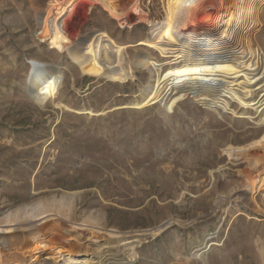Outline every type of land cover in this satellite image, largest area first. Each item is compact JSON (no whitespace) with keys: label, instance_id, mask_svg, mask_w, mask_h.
Returning <instances> with one entry per match:
<instances>
[{"label":"rangeland","instance_id":"obj_1","mask_svg":"<svg viewBox=\"0 0 264 264\" xmlns=\"http://www.w3.org/2000/svg\"><path fill=\"white\" fill-rule=\"evenodd\" d=\"M55 1L65 2L0 0V227L10 229L0 231V264H66L69 254L94 264H264V104L236 96L245 76L164 57L128 6L121 25L100 4L90 12L91 0H73L66 30H105L131 59L162 63L166 95L142 106L150 71L119 82L83 69ZM223 1L202 0L182 33L264 51V0ZM168 2L141 7L158 23ZM36 67L62 85L45 105L30 84ZM40 241L52 248L37 252Z\"/></svg>","mask_w":264,"mask_h":264},{"label":"bare ground","instance_id":"obj_2","mask_svg":"<svg viewBox=\"0 0 264 264\" xmlns=\"http://www.w3.org/2000/svg\"><path fill=\"white\" fill-rule=\"evenodd\" d=\"M169 1L171 2H168L166 18L158 23L147 18V14L144 13L145 11L143 12L141 7V0H91L89 11L92 12L96 4H100L111 17L120 21L121 25H125L126 12L124 9L128 6L130 9L128 11L138 15L137 22L142 23L145 21L150 25L152 34L155 36L154 40L149 43L150 48L157 52L160 51L164 57L172 56L176 59H183L186 62V67L193 66L198 72L217 74L223 79L227 77L230 71H234L237 76H245L242 89L236 96L249 107H261L264 104V51H261V49L251 50L247 39L236 51L232 49L233 42L223 37L216 41L211 40L210 44H206L202 42L203 37L198 34L182 33V30L189 25L190 14L195 7L201 4L202 0ZM242 1L249 3L248 0ZM220 3L226 6V2L224 3L223 0H220ZM72 5L73 0H65L64 3L55 1L52 7L61 18V30L69 35L67 41L69 50L81 67L97 77L119 82L129 81L135 76L137 69L145 67L150 71L151 77L142 91L144 98L142 106L162 99L166 95V90L162 85L164 80L162 63L157 61L150 53L139 54L131 59L129 52H127L128 46L118 44L105 30L97 29L87 34L73 33L66 30L63 23L65 19L63 20V18L68 12L72 11ZM119 6L123 9H120ZM247 14L249 13L244 7L239 15L240 21L242 19V22H244L243 25H247L244 28H248L250 25V18ZM130 26H134V23H131ZM72 34L77 35L76 38ZM140 43L143 44L144 40ZM30 84L33 88L35 100L41 105H45L50 101L62 87L52 72L40 67L34 69ZM49 216L46 212L40 215L39 218H45L43 220L45 222ZM34 227L35 225L29 226V228ZM9 230L0 227V231L9 232ZM55 234L56 231L53 230L48 232V235L52 238ZM110 235L115 236L116 233ZM120 239L123 241V238ZM44 248L49 249L52 246L45 243V241H40L37 252ZM80 257L81 255L69 254L67 255L66 264H94L95 262V258L91 255H87L82 259Z\"/></svg>","mask_w":264,"mask_h":264}]
</instances>
